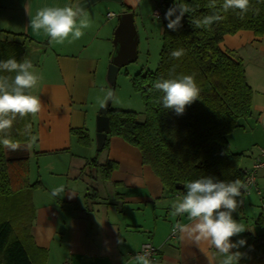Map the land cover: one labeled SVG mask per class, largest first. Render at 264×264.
<instances>
[{
  "label": "crops",
  "instance_id": "crops-1",
  "mask_svg": "<svg viewBox=\"0 0 264 264\" xmlns=\"http://www.w3.org/2000/svg\"><path fill=\"white\" fill-rule=\"evenodd\" d=\"M76 1L30 0L29 12L35 15L38 9L46 6L70 5L75 8ZM26 2L0 0V29L8 31L9 35L23 33L27 36L24 59L28 50L33 70L42 76L38 85L31 89V95L39 96L43 105L41 112L32 116L35 134L28 142L31 155L37 157L70 149L73 143L71 128L89 126L90 129L98 107L106 100L102 63L113 52L109 39L111 33L114 35L118 21H114L117 14L108 16L113 12L111 5L95 4H119L121 10L118 13L132 11L135 18V10H141L143 0L92 4L86 9L90 27L83 29L82 38L73 42L65 40L63 44L50 42L43 31L36 33L28 27L30 16L25 9ZM221 46L235 49L239 54H243V49L248 46L245 54L264 58V36L257 37L251 30L225 35ZM254 76L259 79L258 70ZM242 123L240 129L255 134L252 143L240 150L244 151L242 164L248 168L259 148L264 147V89L254 90L253 114ZM251 145H257V149L252 150ZM105 152L99 164L111 159L118 166L110 178L95 179L97 194L90 199L86 197L90 179L79 173L85 162L74 161L71 154L54 153L61 154L64 163L51 161L46 165L49 166L45 168L46 180L38 169L34 168L35 174L30 171L31 182L41 181V186L33 192L36 215L32 238L37 251H46L43 264H63L67 260L71 264H133L144 243H151L157 249L152 264H219L224 257L206 242H197L194 237L182 238L178 232L175 237L171 236L174 221L165 206L184 194H174L165 200L163 197L167 192L160 178L143 163L137 147L114 135ZM61 164L67 167L61 171L51 170ZM257 184L264 186V168L257 172ZM59 186L64 187V192L53 196L52 189ZM182 223L191 222L186 217Z\"/></svg>",
  "mask_w": 264,
  "mask_h": 264
},
{
  "label": "trees",
  "instance_id": "trees-1",
  "mask_svg": "<svg viewBox=\"0 0 264 264\" xmlns=\"http://www.w3.org/2000/svg\"><path fill=\"white\" fill-rule=\"evenodd\" d=\"M174 2L161 0L160 5L173 6ZM179 2L190 9L182 19V27L172 31L164 20L157 67L133 77L143 97L145 118L139 120L133 110L110 107L107 112L110 130L104 145L108 146L110 137L116 135L137 147L143 163L152 168L168 194H186V182L205 176L221 181H244V152L232 149L228 135L243 126L244 118L252 116L254 90L247 81L238 51L223 49L221 42L225 35L240 30L264 36V0H250V8L243 14L238 9L225 11L223 0H216L215 8L207 6L210 0ZM207 15H219L221 20L210 28L196 27L194 22ZM26 39L23 33L9 35L8 31L0 29V61L15 58L23 62ZM173 51L182 54L174 58ZM15 75L0 72V76L14 78ZM181 75H194L200 95L186 107L183 115H177L174 110L163 107V93L156 90L154 84L157 80ZM34 134L31 115L17 116L11 129L0 132V141L9 142L8 146L0 143V264H43L47 258L46 251L36 250L32 238L36 215L33 192L41 186L39 179L30 180L28 142ZM71 134L81 144L90 141L85 126L71 128ZM89 163L98 165L96 158ZM99 165L102 178L107 179L118 163L108 159ZM88 175L93 177L91 170ZM93 190L87 192V198L97 194V189ZM257 222L264 227V211ZM243 239L247 241L245 256L239 264H264V231L246 232Z\"/></svg>",
  "mask_w": 264,
  "mask_h": 264
},
{
  "label": "clouds",
  "instance_id": "clouds-1",
  "mask_svg": "<svg viewBox=\"0 0 264 264\" xmlns=\"http://www.w3.org/2000/svg\"><path fill=\"white\" fill-rule=\"evenodd\" d=\"M209 8L216 7V0H210ZM223 9H238L241 14L247 13L250 0H223ZM30 0H27L25 9L30 16V27L34 32L43 33L50 38V42L63 44L65 40L73 42L82 38L83 29L90 27L87 12L82 7L74 8L65 6H46L38 9L35 15L29 12ZM190 11L179 0H175L164 16L168 21L167 27L178 31L182 27V19ZM255 11L258 12V9ZM173 17H175L173 19ZM221 20L219 15H207L196 20V27L210 28L214 22ZM192 23V21H191ZM181 51H173L174 58L181 56ZM0 72L16 73L14 78L0 76V132L11 129L17 116L25 118L29 115L35 117L43 107L41 98L29 94L42 80V76L33 70V65L27 59L23 62L15 58L0 61ZM154 88L163 93L162 105L165 109L174 110L177 115H183L186 107L199 99L200 89L194 75H181L176 78L160 79ZM106 99H114V93L106 92ZM8 146V140L0 141ZM186 194L172 204V215H187L189 224L176 223L172 231L180 233L181 237L187 236L197 241H204L214 247L224 258L219 264H239L245 253L233 251L246 245L245 239L233 242L232 238L245 232V226L233 217V213L245 202L242 194L248 190V184L235 179L221 181L211 176H205L184 185ZM64 192V187L52 189V195L58 196ZM239 198V199H238ZM122 243V241H120ZM133 264H152L147 252L137 254Z\"/></svg>",
  "mask_w": 264,
  "mask_h": 264
},
{
  "label": "rangeland",
  "instance_id": "rangeland-1",
  "mask_svg": "<svg viewBox=\"0 0 264 264\" xmlns=\"http://www.w3.org/2000/svg\"><path fill=\"white\" fill-rule=\"evenodd\" d=\"M161 0H143L142 8L141 10H135V27L137 32V59L122 66L120 70L118 71L116 83L114 87V99H112L111 108L115 109H126V110H133L138 113V119L143 120L145 118V109H144V101L143 97L141 95V92L135 87L133 83V77L136 73L142 72V71H149L154 70L159 62L160 58V50L163 43V29H164V16L166 11L172 7V6H162L160 5ZM102 3H108L112 6L110 10H112L115 14H118L119 10H121V6L119 4L113 3V2H99L100 5ZM155 8H160L161 12L163 13L162 18L158 19L153 15V11ZM104 14L106 16L108 8L104 10ZM114 21H118V18L115 17ZM111 33V32H110ZM109 45L110 49H113V33L110 35L109 39ZM248 46H246L243 49V54H238L242 57L246 71H247V77L249 83L252 85L254 90H262L264 89V58L261 56H253L252 54H245L244 50L248 51ZM31 57V56H30ZM29 51L27 50V54L25 58L27 60H30L29 58ZM109 59H104L102 63V79L104 88L103 90L106 92L109 90V85L107 81V67L109 64ZM32 60L34 58L32 57ZM107 60V61H106ZM36 61V60H34ZM33 62V61H32ZM258 70L260 73L259 79H256L254 74ZM258 82V83H257ZM106 99V98H105ZM104 99V100H105ZM102 105V104H101ZM101 105L98 107H101ZM92 127L90 129L92 130L90 133L89 126H85L90 134V141L88 144H81L77 141L76 136L72 135L73 143L71 145L70 149H60L57 150L54 153L58 152H65L68 153L70 156L73 155L74 161L82 160L85 162L83 168L79 171L82 172V175H88L89 171L91 170L93 177L90 178L89 175L87 176L90 180L87 186V192H93V188L97 189V180L102 178L99 170V163L100 158L105 155V151L108 149V146L103 147V149L99 150L97 148L96 143V114L93 117V123ZM91 126V125H90ZM234 134L229 133L228 138L230 141V144L235 151H240L245 149V147L249 146V144L252 143L255 137V134L244 132V130L237 128L235 131L233 130ZM232 132V133H233ZM251 139H253L251 141ZM264 139V138H263ZM261 144V143H260ZM264 144V142H263ZM257 146V145H255ZM254 145H251L252 150H256L257 148ZM67 150V152L65 151ZM251 151V150H250ZM242 152V151H240ZM244 152V151H243ZM249 152V151H248ZM51 153L50 155H44L40 154V156L30 155V171L32 174L34 171V168L40 173V175H43L44 180H46V171L45 168H49V166H46L52 162L59 163L62 161V155L61 154H54ZM245 155H248V153L245 151ZM93 158L97 159V166L92 165L91 163L88 164V162H91ZM33 166H32V163ZM52 161V162H51ZM64 163V162H61ZM244 163V162H243ZM66 164V163H65ZM88 164V165H87ZM67 165H62L60 167H54L51 170L53 171H61L65 169ZM41 168V169H40ZM99 175V177H98ZM37 177V176H36ZM32 176V178H36ZM39 178V176L37 177ZM34 180V179H32ZM259 186V185H258ZM261 190L264 193V186H259ZM250 196H247V194H250ZM174 194L172 193H166L164 194V199L168 200V197H172ZM245 196V202L242 207H239L235 213H233L234 219H236L238 222L242 223L245 228L247 229L245 232L239 234L236 237H233V242H236L239 239H243V236L246 232H256V231H264V227L257 222V219L262 209V200L261 197L256 193L255 187L250 189V192L244 193ZM176 201V200H174ZM173 201V202H174ZM165 202V201H163ZM167 203V202H166ZM163 203V204H166ZM173 204V203H172ZM172 204L168 202L165 207H168L167 211L170 216H172V220L174 221L172 224L175 223H182L184 220H186L187 215L185 216H174L172 215L173 209ZM182 218L181 220L179 218ZM169 219V218H168ZM171 219V218H170ZM173 228V227H172ZM233 251H240L243 253L244 247H240L239 249H233Z\"/></svg>",
  "mask_w": 264,
  "mask_h": 264
},
{
  "label": "water",
  "instance_id": "water-1",
  "mask_svg": "<svg viewBox=\"0 0 264 264\" xmlns=\"http://www.w3.org/2000/svg\"><path fill=\"white\" fill-rule=\"evenodd\" d=\"M98 1H114L121 3L122 0H77L75 8L82 7L85 10ZM118 24L113 35V52L107 67V81L109 90L114 93L116 78L120 68L137 59V32L132 11H123L117 14ZM108 90V91H109ZM112 99H106L96 115V143L99 150L105 145L110 130V119L107 115L111 107ZM180 187L179 185H177Z\"/></svg>",
  "mask_w": 264,
  "mask_h": 264
},
{
  "label": "built area",
  "instance_id": "built-area-1",
  "mask_svg": "<svg viewBox=\"0 0 264 264\" xmlns=\"http://www.w3.org/2000/svg\"><path fill=\"white\" fill-rule=\"evenodd\" d=\"M115 13L113 12H109L108 16L112 17L114 16ZM153 15L160 19L163 16V13L161 12L160 8H155V10L153 11ZM264 168V147H260L259 148V153L257 155V157L255 158L254 162L252 163V165L248 168L245 169L246 171V175L244 178L245 183L248 184V190L246 193L250 192V189L255 187L256 192L263 197L262 198V209L264 211V193L261 190V188L258 186L257 184V172ZM244 191V190H243ZM177 233H174L172 231L171 236L175 237ZM147 252L149 254V259L153 262L156 257H157V249L151 244V243H144L141 247V251L139 254H143ZM63 264H71V262L69 260L65 261Z\"/></svg>",
  "mask_w": 264,
  "mask_h": 264
}]
</instances>
